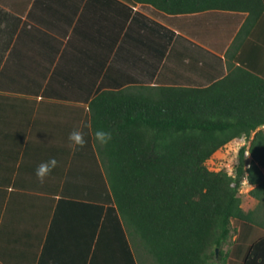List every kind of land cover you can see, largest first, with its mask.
<instances>
[{"label": "trees", "instance_id": "trees-1", "mask_svg": "<svg viewBox=\"0 0 264 264\" xmlns=\"http://www.w3.org/2000/svg\"><path fill=\"white\" fill-rule=\"evenodd\" d=\"M24 1L23 9L42 4ZM65 1L50 0L57 20ZM67 2L65 34L79 13L83 45L74 63L64 69V55L51 58L46 72L42 95L63 101L47 102V160L59 162L47 194L81 214L93 236L111 225L120 238L82 242V263L220 264L231 223L252 217L241 208L244 179L264 203V79L230 64L264 0ZM18 3L0 0L10 10ZM74 129L87 141L75 152ZM98 129L112 133L106 146ZM239 139L248 145L233 172L209 170L210 157Z\"/></svg>", "mask_w": 264, "mask_h": 264}, {"label": "crops", "instance_id": "crops-1", "mask_svg": "<svg viewBox=\"0 0 264 264\" xmlns=\"http://www.w3.org/2000/svg\"><path fill=\"white\" fill-rule=\"evenodd\" d=\"M67 1L58 8V20L50 0L35 9L32 3L23 9L24 0L14 10L0 4V264H83L79 249L88 243L82 242H120L111 225L104 233L97 227L93 236L89 224L79 221L81 214L70 216L58 195L47 194V179L41 184L35 175L47 161V102H63L42 95L54 68L51 58L56 63L64 55L65 69L83 45L75 30L79 13L65 34L72 15ZM40 18L43 28L36 23ZM51 24L58 34L49 31ZM231 56L230 64L264 79V13ZM58 85H68L66 78ZM234 141L248 145L244 139ZM245 180L239 190L241 208L252 217L231 223L220 264H264V203L248 195L253 187Z\"/></svg>", "mask_w": 264, "mask_h": 264}, {"label": "clouds", "instance_id": "clouds-1", "mask_svg": "<svg viewBox=\"0 0 264 264\" xmlns=\"http://www.w3.org/2000/svg\"><path fill=\"white\" fill-rule=\"evenodd\" d=\"M95 140L101 146H106L112 140V133L110 131H105L103 129H98L95 131ZM69 140V147L72 149L73 152L77 151L78 149H82L87 141L85 139V134L79 130L74 129L70 132L68 136ZM247 154V153H246ZM59 166V162L56 158L52 157L49 160L40 163L35 171V175L38 181L43 184L46 179L51 175L54 169ZM245 183H248V179L245 180ZM250 187H253L249 184Z\"/></svg>", "mask_w": 264, "mask_h": 264}, {"label": "rangeland", "instance_id": "rangeland-1", "mask_svg": "<svg viewBox=\"0 0 264 264\" xmlns=\"http://www.w3.org/2000/svg\"><path fill=\"white\" fill-rule=\"evenodd\" d=\"M244 40L241 41V43ZM239 142H232L227 144L225 147L216 151L210 159L206 162L207 167L211 171H220L225 170L228 173L233 172V168L237 163V153L239 148L241 147ZM242 189V188H240ZM140 264V262H138Z\"/></svg>", "mask_w": 264, "mask_h": 264}, {"label": "water", "instance_id": "water-1", "mask_svg": "<svg viewBox=\"0 0 264 264\" xmlns=\"http://www.w3.org/2000/svg\"><path fill=\"white\" fill-rule=\"evenodd\" d=\"M217 255H218V250H216V257H217Z\"/></svg>", "mask_w": 264, "mask_h": 264}, {"label": "built area", "instance_id": "built-area-1", "mask_svg": "<svg viewBox=\"0 0 264 264\" xmlns=\"http://www.w3.org/2000/svg\"><path fill=\"white\" fill-rule=\"evenodd\" d=\"M247 155V154H246Z\"/></svg>", "mask_w": 264, "mask_h": 264}]
</instances>
